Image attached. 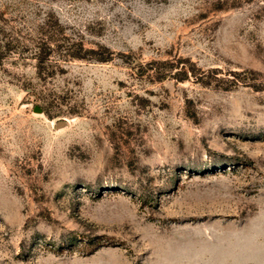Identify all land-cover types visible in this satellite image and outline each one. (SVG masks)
Instances as JSON below:
<instances>
[{"label": "rangeland", "instance_id": "obj_1", "mask_svg": "<svg viewBox=\"0 0 264 264\" xmlns=\"http://www.w3.org/2000/svg\"><path fill=\"white\" fill-rule=\"evenodd\" d=\"M0 14V264H264V0Z\"/></svg>", "mask_w": 264, "mask_h": 264}, {"label": "trees", "instance_id": "obj_2", "mask_svg": "<svg viewBox=\"0 0 264 264\" xmlns=\"http://www.w3.org/2000/svg\"><path fill=\"white\" fill-rule=\"evenodd\" d=\"M0 17H1V14H0ZM55 24L59 27L57 21H56ZM56 32H59V31L56 30ZM39 50H40V53L37 56L38 57V60H37V65L38 66L37 67H38V73L42 74L43 73L42 69L44 67L43 65L46 62V59L48 58L47 56L49 55L50 51H52V48H50V42H47V41L41 42V46L39 47ZM90 51H93V50L90 49ZM71 55L73 57H76V56L79 57V58L83 57V56L75 55V54H71ZM97 60L104 61V60H107V58L105 56H102V57L97 58ZM191 71L193 72V70H191ZM181 72L184 75H187L188 70L183 69V70H181ZM194 79H196L197 82H199V83H206L205 77L202 76V75L201 76L197 75V76H195Z\"/></svg>", "mask_w": 264, "mask_h": 264}]
</instances>
